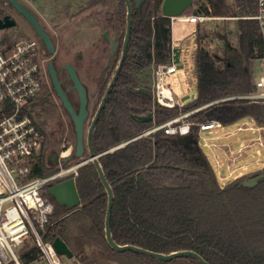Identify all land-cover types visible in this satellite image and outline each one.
I'll list each match as a JSON object with an SVG mask.
<instances>
[{
    "label": "trees",
    "instance_id": "obj_1",
    "mask_svg": "<svg viewBox=\"0 0 264 264\" xmlns=\"http://www.w3.org/2000/svg\"><path fill=\"white\" fill-rule=\"evenodd\" d=\"M131 2L134 13L128 52L92 134L94 151L101 154L99 161L114 190V240L163 253L191 249L211 264H264V176L256 185L243 184L253 175L264 174V166L222 185L200 144L186 146L179 134L166 133L163 128L144 134L194 109L183 121L190 123L188 134L198 140L200 124L212 119L227 125L250 116L256 125L264 126V101L242 97L255 90V63L262 55V38L254 18L257 0H235L236 14L229 0L194 2L191 14L237 15V44L228 32L213 29L209 21L196 22L197 95L188 103L172 106L158 102L144 80L147 72L171 62L172 20L161 13L163 0H141L139 6L136 0ZM87 9L102 13L103 31L108 30L117 41L110 56L111 45L102 36L107 55L95 78L101 101L121 60L127 4L125 0H89ZM7 14L9 6L0 1V18ZM59 105L44 90L35 113L43 124L59 129L62 114H66ZM150 112L152 119L140 118ZM41 129L45 140L29 159L27 179L58 169L52 139ZM75 180L81 205L73 209L56 201L49 184L44 187L43 195L55 209L42 232L47 241L61 237L75 260L84 264H202L191 256L166 261L114 250L105 237L108 194L93 162L82 165ZM40 256L36 244L20 249L23 264Z\"/></svg>",
    "mask_w": 264,
    "mask_h": 264
},
{
    "label": "built area",
    "instance_id": "obj_2",
    "mask_svg": "<svg viewBox=\"0 0 264 264\" xmlns=\"http://www.w3.org/2000/svg\"><path fill=\"white\" fill-rule=\"evenodd\" d=\"M183 18L200 22L207 16L192 13ZM254 18L262 38V55L257 59L261 68L260 74L255 76V90L242 97L264 101V0H257ZM176 70L173 58L168 65L155 70L153 94L163 105L181 104L175 101L171 88L163 83L165 75ZM51 87L47 61L39 42L33 38L12 39L0 29V264H23L20 248L30 239L40 248L41 256L29 264H84L74 257L70 260L59 254L53 240H45L42 233L54 209V203L43 195L44 187L75 178L78 165L65 164L63 158L69 155L62 154L57 171L25 178L29 159L41 150L45 140V133L35 117V106L39 95ZM194 110L155 125L144 134L162 128L170 134H188L190 123L183 118ZM220 124L212 119L201 123L200 130Z\"/></svg>",
    "mask_w": 264,
    "mask_h": 264
},
{
    "label": "rangeland",
    "instance_id": "obj_3",
    "mask_svg": "<svg viewBox=\"0 0 264 264\" xmlns=\"http://www.w3.org/2000/svg\"><path fill=\"white\" fill-rule=\"evenodd\" d=\"M20 1L34 11L45 27L48 29H56L60 36L59 46L61 49V60H66L68 54L79 53L84 56V61L80 64V73L81 77L89 84L90 93L93 96L90 107L92 112L85 125L86 137L90 121L100 103V95L97 93L95 83L96 74L100 65L106 60L107 55L104 49V47H106L105 41L102 37V33L104 32L101 22L103 15L97 11H90L87 9L89 0ZM206 1L207 0H193L192 7H194V2L204 3ZM1 2L7 5L3 0ZM229 3L231 9L235 11L236 14L237 6L235 0H229ZM192 7L187 11L189 14H191L189 11L192 10ZM11 15L17 20V24L3 30L6 36L12 39L33 38L40 42V38L18 12L13 10ZM212 18L215 19L209 20ZM237 19V15L227 17L207 16L206 19L200 22L205 23L209 21L208 23L213 29H218L221 32H228L231 41L237 44ZM195 27L196 22L173 21L174 36L172 41V58L177 70L165 75L163 83L171 88L175 101L181 104L194 100L197 95V77L194 65V52L196 49ZM92 41H94V45H91ZM91 62L94 63L93 77L89 74L88 69L89 63ZM260 68V61H257L255 63L256 76L260 74ZM90 71H92V69H90ZM144 80L150 84L153 91L155 71L147 72V75H144ZM35 117L48 134V137L52 139L51 145L55 147L53 154H57L58 156L57 166L59 169V165L62 161L60 160L62 154L71 155L75 151L76 144L73 124L66 114H62L63 124L59 129L55 128L52 124L45 125L42 122L43 118L37 115H35ZM239 126H241V129H238ZM219 132H229L231 135L225 139L217 140L215 136ZM199 135V144L214 165L222 185L238 177L236 174L239 171L248 173L256 171L264 166V126L261 127L256 125L254 119L250 116L241 118L219 129L213 127L201 129ZM225 141L231 143L235 150L241 151L243 154L242 158L235 162L233 168L227 167V155L215 144L216 142ZM51 153L48 155H51ZM84 158H76L65 164L68 166L75 165L79 160ZM242 164L247 166L246 169L241 167ZM80 167L81 166L77 168V171H79ZM25 244L35 243L33 239H30ZM25 244L22 245V247L25 246ZM67 259L70 258L68 257ZM110 264L119 263L112 262Z\"/></svg>",
    "mask_w": 264,
    "mask_h": 264
},
{
    "label": "water",
    "instance_id": "obj_4",
    "mask_svg": "<svg viewBox=\"0 0 264 264\" xmlns=\"http://www.w3.org/2000/svg\"><path fill=\"white\" fill-rule=\"evenodd\" d=\"M2 1V0H0ZM127 4V26H126V33L123 41L122 47V56L116 73L111 80L108 88L97 108V111L90 123L88 128L86 137H85V122L89 115V110L87 107V89L83 82L81 81L77 69L75 66L71 64H65L63 69H66L69 78L73 81V86L77 89L79 95V109L77 110L73 103L71 102L67 90L63 88L61 81L58 78L57 70L53 62H49L48 64V71L51 76L53 88L57 93L58 97L61 100L62 106L65 110L69 113L74 123L75 132H76V145H75V152L65 158L63 161L68 162L74 157L76 158H84L77 162L78 167L82 166L88 162H93L95 165L99 178L104 185L106 192L108 194V204H107V212L105 218V237L108 244L116 251L123 252V251H133L136 253L146 254L155 258H159L162 260H172L178 257H194L198 259L202 264H211L207 261L200 253L195 250L185 249V250H178L173 251L170 253H163L158 251H153L141 246H137L134 244H119L117 243L112 235V228H111V216L113 210V203H114V190L110 182L108 181L101 163L99 161V156L101 154H97L94 151L92 145V134L97 125V122L101 116V113L106 105L108 100L109 94L114 86L115 81L118 78L119 72L122 68L123 62L125 60L126 54L128 52V45L131 39L132 33V26H133V13H134V5L131 0H125ZM7 3L12 5L19 13H21L27 21L33 27L37 36L43 41L46 48L49 52L53 53L55 50V46L53 44L52 38L49 33L43 28L37 16L27 8L20 0H6ZM141 0H136V6H139ZM193 5V0H163L161 5V13L165 16H169L170 18L180 17L182 16L191 6ZM17 24V20L11 15L7 14L3 18H0V29L4 30L10 27H13ZM103 37L107 40L109 44H111L110 56L115 52L117 47L116 37L111 38L110 32L108 30L104 31ZM141 91L149 93V89L147 88H140ZM143 120H150L153 118V113L150 112L147 115L140 116ZM178 139L181 143L186 146H191L192 143H196L199 145V140L194 138L191 134L179 135ZM53 160L55 163L58 162L57 154L53 155ZM264 176L263 173L256 174L248 179L243 181V184L246 186H253L256 185L259 180ZM49 193L53 195L56 201L60 204L65 205L67 208L73 209L79 207L81 205V199L79 196V192L76 186V180L74 177H70L64 179L60 182H57L49 187ZM53 246L57 250L59 254H64L69 258L73 257V252L67 245V243L59 236L55 237L53 240Z\"/></svg>",
    "mask_w": 264,
    "mask_h": 264
},
{
    "label": "flooded vegetation",
    "instance_id": "obj_5",
    "mask_svg": "<svg viewBox=\"0 0 264 264\" xmlns=\"http://www.w3.org/2000/svg\"><path fill=\"white\" fill-rule=\"evenodd\" d=\"M3 2H5L9 8H10V14H12V11H16L18 12L12 5H10L9 3L6 2V0H3ZM26 6V5H25ZM27 7V6H26ZM29 8V7H27ZM30 9V8H29ZM33 13L34 11L32 9H30ZM19 13V12H18ZM22 18L26 21V23L32 28V30L34 31L33 27L31 26V24L27 21V19L21 14L19 13ZM35 14V13H34ZM36 15V14H35ZM37 16V15H36ZM38 18V17H37ZM39 19V18H38ZM41 25L43 26V28L49 33V35L51 36L52 38V41H53V44L55 46V50L53 53L49 52V50L46 48L45 44L43 43V41L40 39V46H41V49H42V53H43V56L44 58H46V61H47V69H48V64L49 62H53L54 66H55V69L57 70V75H58V78L59 80L61 81V84L63 86L64 89L67 90V93H68V96L71 100V102L73 103V105L75 106V108L78 110L79 109V105H80V101H79V95H78V91L77 89L73 86V81L69 78V74L67 72L66 69H63V66L65 64H71L73 66L76 67L77 69V72H78V75L81 79V81L83 82V84L85 85L86 89H87V99H88V102H87V107H88V110H89V115L87 117V120L89 119L90 115H91V104H92V101H93V96L91 95L90 93V86L89 84L86 82V80H84L82 77H81V73H80V64L84 61V56L83 55H80L79 53L77 54H68V58L66 60H61L60 59V56H61V49H60V46H59V42H60V36L59 34L57 33L56 29L54 28H50L48 29L47 27H45V25L43 24V22L39 19ZM35 32V31H34ZM36 34V33H35ZM104 32L102 33V36H103ZM110 36H111V33H110ZM111 38H115L111 36ZM107 41V40H106ZM91 45H94V41L91 42ZM111 45V44H110ZM91 65V67H90ZM89 74L91 75V77H93V69H94V63L91 62L89 63ZM90 69H92V71H90ZM48 80L49 82L51 83V89L47 90V95L51 96L53 98V100L57 103V104H60L61 103V100L60 98L58 97L57 93L55 92L54 88H53V84H52V80H51V76H50V73L48 71ZM101 102V101H100ZM100 104V103H99ZM60 108L62 109V103L61 105H59ZM99 106V105H98ZM64 108V107H63ZM98 108V107H97ZM65 109V108H64ZM97 111V109H96ZM95 111V113H96ZM66 112V115L67 117L69 118V120L71 121V123L73 124V127H74V123L72 121V118L71 116L69 115V113L67 111ZM95 113L93 114V117L95 115ZM92 117V119H93ZM91 119V121H92ZM86 120V122H87ZM90 121V123H91ZM86 122H85V125H86ZM90 126V124H89ZM88 126V128H89ZM88 131V129H87ZM74 132H75V127H74ZM87 134V132H86ZM75 136H76V132H75ZM76 158L74 157L73 159L71 160H75Z\"/></svg>",
    "mask_w": 264,
    "mask_h": 264
},
{
    "label": "crops",
    "instance_id": "obj_6",
    "mask_svg": "<svg viewBox=\"0 0 264 264\" xmlns=\"http://www.w3.org/2000/svg\"><path fill=\"white\" fill-rule=\"evenodd\" d=\"M187 11L180 17L171 18V20H172V41H173V36H174V33H173V21L174 20L186 21L183 18V16L190 15ZM224 126L225 125L220 124V125L215 126L213 128L219 129V128H222ZM238 129H241V126H239ZM229 135H231V133H229V132H219L215 137H217V140H220V139L227 138ZM215 144L217 145V147H219L221 149V151H223L227 155V161H228L227 167H229V168H233V165L235 164V162L240 160L242 158V156H243L242 152L238 151V150H235L234 146L231 143H229V142H226V141L225 142H216ZM241 167L246 169L247 166H245V164H242ZM242 174H244V173L239 171L236 174V176H239V175H242Z\"/></svg>",
    "mask_w": 264,
    "mask_h": 264
}]
</instances>
